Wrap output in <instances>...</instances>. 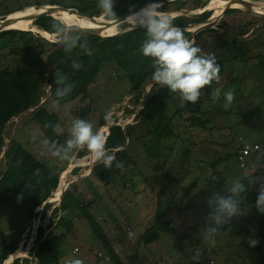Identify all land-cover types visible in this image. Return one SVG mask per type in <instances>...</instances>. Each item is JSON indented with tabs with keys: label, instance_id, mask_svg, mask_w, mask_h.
Instances as JSON below:
<instances>
[{
	"label": "rangeland",
	"instance_id": "1",
	"mask_svg": "<svg viewBox=\"0 0 264 264\" xmlns=\"http://www.w3.org/2000/svg\"><path fill=\"white\" fill-rule=\"evenodd\" d=\"M185 1L193 5L198 0ZM113 2V10L118 16L116 7L123 6L125 0ZM50 3L74 6L76 10L83 9L89 15L95 11L101 12L98 0H0V19L6 12H12L10 18L16 19L17 16L19 19L17 22H20L22 19L19 16L27 11L26 8L30 7L32 11L35 6L42 7ZM189 4L187 3L188 6ZM215 5L214 0H209L205 5L209 7L206 12H210L211 22L214 21L212 28L221 22L225 29L215 28L214 31L204 33L200 41L205 42L202 49L204 53H210L215 56L216 61L220 60L224 64L219 81L202 89L201 96L194 104L182 101L178 93L166 99L162 123L168 121L177 108H181L182 112L171 122L175 135L164 139L165 141L162 140L159 145L154 143L157 134L154 139H151L152 136L143 135L139 115L136 116L143 105L144 91L139 95L132 93L128 77L112 63L102 66L93 84L89 86V95L86 99H76L56 107L53 106V102L47 104L49 112L56 113L51 126L42 115L34 112L40 105L28 108V111L18 114L4 126L1 134L4 146L0 151V239L3 236H9L12 241L19 239L17 248L21 249V255L13 257L10 264H13L15 258H28V264H39L34 255H30L29 250L35 244L36 232L40 226L50 224L45 234L55 227L60 212L56 216L52 212L61 202V199L48 200L55 192L52 190L46 200L34 207L32 216L28 214L32 198L40 191V182L37 178L27 175L5 177L2 163L10 138L18 139L53 174L59 173L57 187L60 174L67 168L68 171L61 175V179L68 174L69 176L62 184L68 178L72 180L62 193L68 189L75 191V196L94 200L95 203L91 205L90 210L101 224L105 237L123 264H130V256L135 257L133 264H250L247 244L248 239L252 238V233L246 232L247 220L252 216L260 217L264 213L258 212L254 202H249L246 198L248 192H257V185L246 186V191L239 195L241 215L231 220L230 230L229 226L225 225L208 236L204 234L208 212L205 201L213 191L224 192L237 179L244 183L246 176H258V169L264 173V61L256 57L257 53L264 54V28L256 29L251 37L246 38L251 30L249 31L244 23L255 19L252 13L238 8L241 11H228L218 20V14L223 8L216 9ZM258 9L264 11V5ZM198 10L201 9L194 8L189 11ZM172 11L167 13H173ZM64 13L68 14L67 11ZM100 16L107 19L102 14ZM255 17L260 24L263 23L262 18ZM72 19L76 22L83 20L77 16H73ZM124 23L125 30L135 28L129 22ZM119 26H116L117 30L114 33L122 30ZM255 26L257 24L252 28L255 29ZM21 30L26 32L22 37L14 38L12 44H18L33 34L41 35L31 21ZM44 36L51 37V41L54 40L53 36L47 34ZM11 43L0 39V70L11 71L15 64L21 63L15 55L8 53V45ZM244 51L246 55H243ZM239 53H242L241 56L235 59ZM5 82L9 86H14V80L10 76L5 78ZM150 84L151 82L147 83L146 87ZM215 88H219L221 92L219 98L213 101L211 93ZM45 91L46 95L40 102L46 101L49 95L48 85L45 86ZM228 91L234 93V100L225 108L224 94ZM136 98L137 102L134 101ZM87 103H90L92 112L86 121L93 125L94 131L100 130L99 118L106 112L112 114L111 123L114 121L122 123L123 126L132 125L137 130L134 131L138 135L132 150L136 162L129 161L127 167V171L132 170L131 175L128 173L125 178L109 187L93 176L86 177L94 164L88 151L85 154L82 150L73 152L71 157L65 160L51 157L41 151L40 141L44 138L56 141L60 145L66 142L71 120L78 118L75 113L77 106H84ZM126 109L131 111L127 112ZM108 123H104L103 126ZM177 124H180L182 130ZM185 126L189 127L186 131ZM240 139L247 143H259V150L249 155L243 166L236 158ZM164 151L168 153L166 156L168 159L162 165ZM151 156H155L153 157L155 161L149 158ZM127 159L128 155L120 159V162L128 161ZM179 160H182L183 164L175 165L174 163ZM151 163L152 165H149ZM155 163L162 166L159 172L155 168ZM74 167L79 168L77 173L73 172ZM186 168L188 172L183 174L178 186L167 190L169 201L162 202L160 206V209L164 210L173 201V193L176 192L174 204L163 215L164 219L172 222L175 232L173 234L161 232L159 238L152 243L140 242L142 233L155 221L156 194L158 182L162 177L161 172L165 169L164 174L167 173L171 177L177 175L178 169H183L184 172ZM187 188L189 192L181 207L179 198ZM46 204H49V207L45 216L41 217ZM69 210L68 213H62V224L55 230L58 234L63 233L58 244L60 264H68V261L73 259H80L83 264H115L102 242L95 238L86 220L82 218L80 210L73 207ZM67 219L71 221L65 223ZM196 253H199L200 257L198 262L193 259ZM19 264L25 262L20 261Z\"/></svg>",
	"mask_w": 264,
	"mask_h": 264
},
{
	"label": "trees",
	"instance_id": "2",
	"mask_svg": "<svg viewBox=\"0 0 264 264\" xmlns=\"http://www.w3.org/2000/svg\"><path fill=\"white\" fill-rule=\"evenodd\" d=\"M147 1L151 0H125L123 6L116 7V12L118 16H120L128 12L130 8L134 9ZM208 2L209 0H198L193 5H190L188 1H178L175 3L170 2L162 4L160 11L170 12L172 10L175 11L180 9H201ZM168 7L173 8L168 9ZM28 9H30V7L26 8V10ZM77 10L79 12L86 13L83 9ZM228 11L232 12L241 10L238 8H230L227 9L225 13ZM8 13L10 12H6L5 15ZM101 14L102 13L100 11H95L92 15L98 16ZM5 15L1 16L4 18ZM209 16L210 12L193 16L176 15L174 16L173 23L179 27H187L190 24L203 22L209 18ZM253 18L255 19L247 20L244 23L245 27H248L249 31L251 30L252 26L257 24V26H255L256 28L253 29V31L246 38L251 37L256 32V29L258 30L264 28V21L262 24H260V22L257 21L255 15H253ZM259 18L264 20L263 17ZM55 19L51 16H42L31 21V24L34 25L37 30L47 32L50 36L54 37L55 34L52 25L55 22ZM125 26L126 23H122L120 24L119 28L123 29ZM222 26L223 25L220 22L215 28L225 29ZM215 28L201 30L196 33L195 36L192 35L191 31L183 30V32L187 38L193 39L195 41L196 46L203 49L205 42H201L200 39L204 33L214 31L216 30ZM24 32L26 31L17 28L5 29L0 32V39L7 40L8 43H11L14 38L22 37ZM79 34L81 36V42L85 40L87 41L88 50L91 51V55H88L86 50L80 47H76L71 52H67L63 49V47L53 43V41L43 35L41 36L40 34H33V36L22 39L18 44L11 43L8 45V53L15 55L21 63L15 64L11 71L7 69L0 70V151L4 146L3 137L1 134L3 133L2 130H4L6 123L20 114L21 111L37 106L40 103L41 98L46 95L45 86L49 84L52 85V93H49L46 101L38 106L34 112L42 115L48 121L49 126L54 123L56 113L49 112L46 106L47 104L54 102L56 99L54 92L56 87L55 79L57 78H63L66 76V83L73 85L72 91L66 97L60 100V105L67 104L76 99H86L89 95V86L93 84L94 80L100 73L102 66L107 63L114 64L118 69L124 72L131 83L130 90L134 94H141L145 85L152 80L151 76L154 71L152 67V61L150 58L143 56L140 52V47L146 38L145 32L142 28H132L126 32L107 37H101L99 35L83 32L80 30ZM233 40H235V37H233ZM50 49L53 50L50 51ZM243 53V55H246L245 51ZM202 54L206 53L202 51ZM241 54L242 53L236 54L235 59L237 56H241ZM256 57L261 61H264V54L257 53ZM45 58L48 64L45 62ZM74 61L80 63L82 67L79 69H74L72 67ZM217 63L220 67V74L224 64L220 60H217ZM48 67H50V69H48ZM47 72H49V74L46 77ZM9 76L13 78L14 86H9L6 84L5 78ZM174 94L175 93L171 92L167 87L153 83L143 101L142 108H140V111L136 114V116L139 115V121L142 125V130H144L143 135L148 137L157 134V143L159 144L162 142V140L168 139V137L175 135L173 129L174 125H171V122L176 115H181L182 112L181 108H177L169 120L162 123L165 115L164 108L166 107V99L171 98ZM134 101L137 102V98ZM91 109L92 107L90 103H87L84 106H77L75 110L76 116L80 119L86 120L92 112ZM126 110L127 112L131 111L129 109ZM103 117L104 116L100 117L98 122V127H100V130L104 123H106ZM177 126L179 129H181L180 124H177ZM188 129L189 127L187 128L185 126V131ZM134 131L137 132V130L132 125H127L124 127L115 124L111 125L109 127V133L106 135V149L109 154H114L116 156V161L126 158V155H128V161H121L123 167L119 168L116 167V161L113 162V165L110 168H105L102 162H94L91 172L86 177L93 176L103 185L109 187L110 185H115V183L121 178H125L128 173L131 175L132 170L127 171V167L128 164H130L129 161H132L133 163L136 162L134 161L135 159L133 158L132 150L135 147L134 142L137 139L138 134H136ZM192 142L193 140L191 143ZM241 147L242 142L240 141L237 145V149H240ZM169 149L172 148L169 147ZM82 151L84 154L87 153L86 149H83ZM167 154L168 153H165V151L162 154L163 163H165V161H167L166 159H168L166 158ZM3 160L2 167L4 168L5 177H24L27 175L35 177L39 180L40 191H38L39 193H37L35 197L32 198L31 204L28 206V214L32 216L34 207L46 200L50 192L52 190L54 191L57 187L59 173L53 174V172H51L42 161L36 158L35 155L31 153L27 147L16 138H10L8 141ZM174 164H183V161L179 160V162ZM78 170V167L73 168L74 173H77ZM182 170L178 169L177 175L171 177L167 173L164 174L165 169L161 172L162 177L158 182L159 187H157L156 194L157 206L155 221L151 227L147 228L142 233L139 238L140 242L145 244L152 243L159 238V234L161 232L169 234H173L175 232L172 222L168 219H164L163 215L165 212L169 211L171 206L174 204L175 198L177 197L176 192L173 193V201L167 205L164 210H161L160 206L162 202L169 201L167 190H170V187H174L175 185L178 186L183 174L188 172V168H186V171L184 172H182ZM67 171V168L63 170L61 173L62 176ZM59 172H61V170ZM66 177L62 179V182ZM250 177L252 176L249 175L244 178V184L246 186L256 185L251 184ZM74 192L75 191L65 189L62 193L61 190L62 197L60 206L54 207L52 212L55 216L58 212H60L59 219L55 227L46 234L45 232L50 227V224L47 226H40L37 229L35 244L29 250L30 255L33 254L36 258V262L39 264H60L58 244L60 239L63 237V233L58 234L55 230L62 224V213L70 211L69 209L73 207L80 210L82 218L86 220L95 238L102 242L103 246L107 249L114 263L123 264L120 257L115 254L107 238L105 237L101 224L96 220V217L90 210L91 205L95 203L94 200L80 198L75 196L76 193ZM188 192L189 188H187V191L179 198V204L181 207H183L182 203L187 197ZM257 194V192H248L246 199L249 202H254ZM48 207L49 204H46L42 210L41 217L45 216ZM70 221L71 219H67L65 223ZM246 232H251L252 239H256L258 241L254 247H250L249 244H247V256L250 259V264H264V214L260 217L252 216L249 218L247 220ZM18 243L19 239L12 241L9 236L1 237L0 264H3L6 259H9L8 256L15 251ZM130 259V264H133L135 257L130 256ZM20 261L28 264L29 260L28 258H15L13 264H19ZM5 264H8V262Z\"/></svg>",
	"mask_w": 264,
	"mask_h": 264
},
{
	"label": "clouds",
	"instance_id": "3",
	"mask_svg": "<svg viewBox=\"0 0 264 264\" xmlns=\"http://www.w3.org/2000/svg\"><path fill=\"white\" fill-rule=\"evenodd\" d=\"M98 7L105 18L109 20L118 19L113 10V0H98ZM161 7V0H152L138 10L133 11L130 8L129 15L125 19L133 27L142 28L145 32L146 38L140 47V52L152 61L154 69L151 76L152 81L156 85L167 87L173 93H178L182 101L194 104L201 96L202 89L210 86L213 81H219V64L215 56L202 54V49L196 46L195 41L187 38L183 30L173 23L174 17L167 12L160 11ZM52 27L55 34L53 43L60 45L67 52L80 47L85 49L88 55L92 54L88 50L87 41L81 42L79 26L57 17ZM72 67L79 69L82 65L74 61ZM66 80V76L55 79L54 95L56 99L53 102L54 107L58 106L60 100L72 91L73 85L66 83ZM48 88L51 94L52 85L49 84ZM220 92L219 88L213 89L211 93L213 101L219 98ZM224 97L226 101L224 107L227 108L234 100V93L228 91ZM142 100L144 101V99ZM103 118L106 122L111 123V112H106ZM47 126L46 124L45 127ZM108 133L109 130L105 135L99 131H94L90 122L73 118L68 129V139L63 145L44 138L40 141V147L43 154L61 160L69 159L73 152L86 149L93 162H102L105 168H110L116 161V156L109 154L106 149V135ZM116 167H123L122 162L116 161ZM251 184L257 185L258 194L254 206L258 212L264 213V173L259 176L253 175ZM244 191H246V185L242 180L237 179L224 192L213 191L207 197L205 201L208 207L207 223L204 227L206 236L216 233L225 225H228V230H230L231 220L241 215L238 198ZM257 243L256 239H248L250 247H254ZM199 258V253L193 257L197 262ZM68 264H83V261L73 259L68 261Z\"/></svg>",
	"mask_w": 264,
	"mask_h": 264
},
{
	"label": "water",
	"instance_id": "4",
	"mask_svg": "<svg viewBox=\"0 0 264 264\" xmlns=\"http://www.w3.org/2000/svg\"><path fill=\"white\" fill-rule=\"evenodd\" d=\"M176 1H185V0H161V3L162 4H166V3H170V2H176ZM189 1H194V0H189ZM231 2H238V1H241V2H244L245 5H246V8L245 10L252 13L253 15L255 16H258V17H263L264 18V11H254L252 10V6H253V2H257V1H260V0H229ZM149 2H152L151 1H147L143 4H141L140 6L132 9L133 11L135 10H138L139 8H142L145 4L149 3ZM264 2V1H262ZM231 6V5H230ZM229 5L226 6L222 12H220V14H218V20L220 19V17L223 16V14L225 13V11L228 9V8H233V7H230ZM259 6V5H258ZM41 6H35L34 8L36 10H32L30 12H22L23 14H21L19 17L21 19H24V20H27V21H33L39 17H42V16H52L53 12L59 8V7H62L64 8L68 14L70 15H75L79 18H82L84 20H94V22L96 24H99V22H102L104 23V25H108V26H118L124 22H127V19H125L128 15H129V11L120 15V16H117V20H109V19H103L100 15L98 16H94V15H89V14H86V13H82V12H79L78 10H76L74 7H69V6H65V5H60V4H48L47 8H43V9H40ZM208 6H204L202 8V10H198V11H189V10H186V9H180V10H175V11H172L173 13H170L171 16H176V15H201L203 13H205L207 10H208ZM12 12L8 13L4 18L0 19V24L1 26H3L4 24L6 23H9L11 22L13 18H10V14ZM55 19V18H54ZM216 21V20H215ZM106 22V24H105ZM214 22V21H213ZM213 22H211V16H209V18H207L205 21L201 22L200 24H190L188 25L187 27H180L182 30H185V31H191L192 32V35L195 36L196 33H198L199 31L201 30H204V29H208V28H212V24ZM78 26V25H77ZM2 30H5V29H0V32ZM79 30L80 31H83V32H89V33H92V34H96V35H99L101 37H107V36H114L116 34H120V33H123V32H126L128 31L127 29H122V30H118L116 33L114 34H101V28L100 27H94V28H89V27H84V26H79ZM54 49V48H53ZM53 49H50V51H52ZM49 51V52H50ZM45 62L47 63V60L45 59ZM48 64V63H47ZM48 69H50V67H48ZM49 72L46 73V77L48 76ZM151 84L149 87H146L145 85V88L146 90H143L144 91V96H143V99H145L151 85L154 83L152 80L150 81ZM149 82V83H150ZM43 102H45V100H43L42 102H40L38 105H41ZM25 111H28L27 109L24 110V111H21L20 114H23L25 113ZM7 125V123H6ZM113 125V124H110L109 127ZM109 130V128H108Z\"/></svg>",
	"mask_w": 264,
	"mask_h": 264
},
{
	"label": "bare ground",
	"instance_id": "5",
	"mask_svg": "<svg viewBox=\"0 0 264 264\" xmlns=\"http://www.w3.org/2000/svg\"><path fill=\"white\" fill-rule=\"evenodd\" d=\"M214 2H216V5H215V8L216 9H220V8H225L226 6H230V7H233V8H240V9H244L245 10V8H246V5H245V3L244 2H241V1H238V2H231V1H229V0H214ZM262 1H257V2H253V6H254V8H253V6H252V10H254V11H263V10H259L258 9V7L259 6H263L264 5V2H262ZM259 5V6H258ZM45 6H47V5H44V6H42V7H40V9H43V8H47V7H45ZM255 8H257V9H255ZM33 10H36V9H33ZM202 10V9H201ZM64 11H66L64 8H62V7H59V8H57L54 12H53V14H52V16L54 15V14H59L60 16V18L61 19H64V20H66V21H68L69 23H72V24H75V25H78V26H84V27H89V28H94V27H100L101 28V34H109V33H114V31H116L117 29H116V27L115 26H108L107 24H106V22H105V24L106 25H104V23H103V21L102 22H99V24H96L95 22H94V20H82V21H78V22H76V21H73V19H72V17L73 16H75V15H70V14H66V13H64ZM26 12H30V9L29 10H27ZM53 18H56V17H54L53 16ZM12 21L11 22H9V23H6V24H4L3 26H1V24H0V29H10V28H17V29H24V27L28 24V22L29 21H27V20H24V19H20L21 21L20 22H17V20H19L18 18H17V16H16V19H11ZM17 22V23H16ZM127 22H129L128 20H127ZM213 22V21H212ZM130 23V22H129ZM39 32H41V33H43L44 35L45 34H47L46 32H43V31H41V30H39ZM48 35V34H47ZM51 38V37H50ZM110 124H112V123H108L107 125H105V126H103V128H101V133L102 134H104L105 135V132H107V129H108V127H109V125ZM99 131V132H100ZM90 155V154H89ZM90 159H91V155H90ZM80 161V160H79ZM91 161L93 162V160L91 159ZM92 162H91V164H92ZM90 163H89V165H91ZM88 171H89V169H88ZM62 175V174H61ZM61 175H60V181H59V186L57 187V189H55L54 191V193L52 194V197L50 198V199H48L49 201H57V200H59V199H61V190H63L64 188H66V186H67V184L72 180V179H70V178H68L62 185H61V182H62V179H61ZM67 176H69V174L67 175ZM16 250V252L14 253H12V254H10L8 257H9V259L6 261V262H8V264H10V261L12 260V258L13 257H15V256H20L21 255V250H20V247H18V248H16L15 249ZM4 261V263L3 264H5L6 262Z\"/></svg>",
	"mask_w": 264,
	"mask_h": 264
},
{
	"label": "built area",
	"instance_id": "6",
	"mask_svg": "<svg viewBox=\"0 0 264 264\" xmlns=\"http://www.w3.org/2000/svg\"><path fill=\"white\" fill-rule=\"evenodd\" d=\"M39 33H41V32H39ZM41 35L44 36L43 33H41ZM48 39H50V38H48ZM115 123L118 124V125H121L122 127H124L122 125V123H120V122H114L113 121L112 124H115ZM182 140H184V138H182ZM240 141L242 142V147L238 150L236 158H237V161L240 163V165L243 166V165H245L246 158L249 155H251L253 152H256V151L259 150V143H257V142L247 143V142H243L241 139H240ZM257 173L259 175H261V173H263V171L261 169H258Z\"/></svg>",
	"mask_w": 264,
	"mask_h": 264
},
{
	"label": "crops",
	"instance_id": "7",
	"mask_svg": "<svg viewBox=\"0 0 264 264\" xmlns=\"http://www.w3.org/2000/svg\"><path fill=\"white\" fill-rule=\"evenodd\" d=\"M252 31H253V28H251V32H252ZM251 32H250V33H251ZM151 136H152L151 139H154V136H155V135H151ZM154 143L159 144V143H157V139H156V141H154ZM156 144H155V145H156ZM153 157H155V156H151V157H149V158H150V159H151V158L153 159ZM152 161H155V159H153ZM164 164H165V163L162 162V165H164ZM149 165H152V163L149 164ZM155 168H156V170L159 172V169L162 168V166H160L159 163H155ZM88 175H89V174H88ZM88 175H87V176H88ZM161 176H162V173H161ZM91 177H92V176H91ZM145 179H146V178H145ZM146 180H147V179H146Z\"/></svg>",
	"mask_w": 264,
	"mask_h": 264
}]
</instances>
